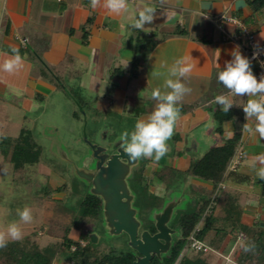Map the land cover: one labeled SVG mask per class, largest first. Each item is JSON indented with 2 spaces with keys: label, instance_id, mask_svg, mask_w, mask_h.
<instances>
[{
  "label": "crops",
  "instance_id": "1",
  "mask_svg": "<svg viewBox=\"0 0 264 264\" xmlns=\"http://www.w3.org/2000/svg\"><path fill=\"white\" fill-rule=\"evenodd\" d=\"M249 1L165 0L162 4L160 0H128V11L116 15L103 7L93 9L90 0H0V64L11 57L13 47L19 50L23 63L13 86L21 89L25 100L50 95L62 84L60 78H76L83 91L96 95L102 108L121 118L134 119L135 125L155 109L151 92L164 82V76L152 77L150 73H166L176 59L185 58L193 68L182 82L191 92L179 105L181 115L171 137L175 147L159 161L147 159L145 170L149 183L160 190L159 184L170 181L155 177L163 167L186 174L192 160L239 133L244 159L237 171L226 170V180L221 184L229 195L227 200L234 203V215L241 216V223L264 228V184L258 183L259 165L253 167L255 158L264 154V140L258 135L242 133L245 115L236 122H225L222 132H218L213 112L220 106L211 102L216 95L228 91L218 82L217 73L232 59L234 48L239 46L246 57L244 41L224 40L217 21L222 16L237 18L259 40H264V7L254 10ZM145 6L156 8V18L152 24L145 25L146 32L130 26L132 18ZM221 26L231 35L239 31L231 24ZM177 30L185 33L179 35ZM65 61V69L57 73V65ZM251 68L254 72L255 68ZM4 75L6 72L0 70V76ZM8 87L2 79L0 94L7 93ZM233 99L236 108L243 110L248 97ZM249 124L254 126V121ZM140 163L141 159L136 165ZM186 177L199 199L198 188L214 187L212 182L187 174ZM174 197L176 204L184 199L183 194ZM168 205L171 203L167 202L163 212L154 214L165 216L167 223V216H171ZM228 215L220 208L215 213V216ZM4 228L0 225V229ZM72 231L77 238L80 236L79 231L71 230L70 238ZM209 237L208 244L212 236ZM230 239L227 236L222 247L213 249L214 252L226 256L233 252L240 239L226 250ZM52 264L71 263L54 258Z\"/></svg>",
  "mask_w": 264,
  "mask_h": 264
},
{
  "label": "rangeland",
  "instance_id": "2",
  "mask_svg": "<svg viewBox=\"0 0 264 264\" xmlns=\"http://www.w3.org/2000/svg\"><path fill=\"white\" fill-rule=\"evenodd\" d=\"M18 72L0 76V81L3 79L9 84L8 92L0 94V137L15 138L22 130H30L41 154L37 164L26 168V177L19 178L12 164L0 154V225L4 227L17 222L23 233L20 240L34 234L40 246L44 247L61 241L58 228L63 229L78 217L82 202L92 194L91 182L83 179L79 171L86 167L89 158H95L92 146L116 150L122 144L120 135L134 129V119L121 118L102 108L96 101V95L83 91L76 78H60L62 84L50 95L25 100L21 89L13 86ZM167 143L172 151L175 140L170 139ZM90 167L95 169L96 166L91 164ZM149 182L145 167L141 163L136 165L128 178V185L135 194L132 207L136 211L140 230L148 231L156 226L157 218L162 216L154 214L163 212L169 202L171 216H167L168 225L174 230V241L179 236L175 217L195 210L199 197L191 190L188 178L182 172H177L169 183L159 184L160 190ZM177 193L183 194L181 204H176L174 194ZM25 206L31 208L33 216L31 223L27 224L21 222L17 215V210ZM92 234L97 241L92 246L99 255L111 250L133 251L128 236L125 233L112 234L102 214L87 222L84 237L90 239ZM243 236H238V246L227 254L231 260L238 257L240 244L245 240ZM71 237L80 238L73 231ZM184 251L193 252L189 248ZM54 253L55 260L68 261L62 253ZM215 256L217 264L226 261L218 253ZM258 262L255 258L253 264Z\"/></svg>",
  "mask_w": 264,
  "mask_h": 264
},
{
  "label": "trees",
  "instance_id": "3",
  "mask_svg": "<svg viewBox=\"0 0 264 264\" xmlns=\"http://www.w3.org/2000/svg\"><path fill=\"white\" fill-rule=\"evenodd\" d=\"M249 4L254 10H258L264 7V0H251ZM176 33L183 35L185 32L177 30ZM84 38H86V33ZM65 67L66 61L57 65V73ZM244 115L243 110L236 108L235 105L226 114L221 109H216L213 112V118L218 123L217 131L221 133L222 125L225 122H236L241 120ZM239 140L240 134L235 133L223 145L212 147L201 158L191 161L186 174L212 182L214 187L210 190L197 189L200 193L198 207L192 212H184L175 217V227L178 228L179 236L171 242L166 253L160 257H153L152 264H217L213 249L219 250L225 238L230 236V242L225 247L227 250L241 234L244 235L245 240L240 244L241 248L235 262L237 264H253L255 258L258 259V264L264 262V228L256 225L247 226L241 223V216L234 215V203L227 200L229 195L226 189L219 188V184L224 183L226 180L225 172L238 148ZM0 154L5 161L12 164L13 171L16 177L19 178L26 177V168L37 164L41 153L31 131L24 129L15 138L0 137ZM146 162L147 159H141L142 167H145ZM176 173L177 171L172 168L163 167L160 172L155 174V177L166 182L174 179ZM258 183L264 184V179L259 180ZM35 184L38 186L39 182L36 181ZM212 202H214L212 211L204 217L199 226V232L195 234L197 239L205 243L208 237L212 236L208 245L211 251H193L191 253L184 251L189 245V237L199 225L204 212ZM231 207L232 209H230ZM218 208L224 212L226 211L229 215L215 216ZM101 213V199L91 194L82 202L79 216L63 229L58 228L57 234L61 235L60 242L42 247L34 234L23 238V240L11 241L7 247L0 249V264H52L55 251L62 253L68 262L73 264H133L136 259L134 250L130 252L111 250L106 254L99 255L93 249L90 239L84 237L87 222L94 220ZM72 229L80 232L78 240L69 237ZM156 231L155 226H152L149 230L151 234ZM246 246H250L249 251L244 250Z\"/></svg>",
  "mask_w": 264,
  "mask_h": 264
},
{
  "label": "clouds",
  "instance_id": "4",
  "mask_svg": "<svg viewBox=\"0 0 264 264\" xmlns=\"http://www.w3.org/2000/svg\"><path fill=\"white\" fill-rule=\"evenodd\" d=\"M163 4L165 0H160ZM93 9L103 7L111 14L120 15L126 13L129 8L128 0H90ZM156 18V8L152 6L143 7L136 16L132 18L131 27L146 32L145 25L152 24ZM11 57L0 64V70L6 73H14L22 67V57L17 48L11 49ZM191 65L185 58L176 59L166 73L152 71V77L164 76L162 87H156L151 92V98L156 101L155 109L147 118L138 119L134 129L124 131L119 139L122 141L123 151L132 161L151 158L159 161L169 151L168 141L174 134L175 125L180 118V102L185 95L191 92L183 81L192 72ZM217 80L228 91L219 94L211 101L219 105L223 113L237 105L234 97L247 96L246 103L242 105L246 123L242 126V133L247 132L258 135L264 140V75L259 80L251 68V61L245 57L236 46L232 52V59L225 62L223 69L217 73ZM254 121V126L249 124ZM259 165L257 175L264 179V154L253 161V167ZM21 222L31 223L33 216L31 208L25 206L17 210ZM23 233L17 222L9 223L6 228L0 229V249L7 247L11 241L22 239ZM250 250V246L244 248Z\"/></svg>",
  "mask_w": 264,
  "mask_h": 264
},
{
  "label": "water",
  "instance_id": "5",
  "mask_svg": "<svg viewBox=\"0 0 264 264\" xmlns=\"http://www.w3.org/2000/svg\"><path fill=\"white\" fill-rule=\"evenodd\" d=\"M92 148L95 158L99 160V171L91 177L92 194L102 199L107 229L112 234L125 233L128 236L129 245L136 252L133 264H152L154 256L160 257L169 250L174 230L162 216L156 221L157 232L154 235L148 231L140 232V223L132 207L134 194L128 185V178L137 161L130 160L121 146L116 148L117 153L110 158L108 155H98L104 148ZM90 241L97 242L95 234L90 236Z\"/></svg>",
  "mask_w": 264,
  "mask_h": 264
},
{
  "label": "built area",
  "instance_id": "6",
  "mask_svg": "<svg viewBox=\"0 0 264 264\" xmlns=\"http://www.w3.org/2000/svg\"><path fill=\"white\" fill-rule=\"evenodd\" d=\"M222 23L231 24L235 26L236 28H238L239 31L236 34L231 35L230 33L226 31V29L223 26H221ZM216 25L221 30L224 40L234 42V43L244 41L245 55L251 61V66L255 68L253 73L259 80V78L262 75H264V40L262 41L259 40L255 33L250 31L246 26H244V24L239 19L234 18V17L222 16L217 21ZM22 42L24 43L25 41L22 40ZM243 159H244V153L241 149V143H239L238 148L233 158L230 160L227 166V172L237 171L239 166L242 164ZM219 188H224V186L220 184ZM213 205H214V202H212L209 205V207L206 209V211L204 212L202 220L200 221L199 225L195 228V230L189 237V245L187 248L193 251H198V252L211 251V248L204 241H201L195 237V234L199 232L200 230L199 226L201 222L203 221L204 217L212 211ZM241 235L243 236V234ZM220 256H222V258L226 260L224 263H220V264H237L235 260H231L229 256H223V255H220Z\"/></svg>",
  "mask_w": 264,
  "mask_h": 264
},
{
  "label": "flooded vegetation",
  "instance_id": "7",
  "mask_svg": "<svg viewBox=\"0 0 264 264\" xmlns=\"http://www.w3.org/2000/svg\"><path fill=\"white\" fill-rule=\"evenodd\" d=\"M102 148H104V150L101 151V152H99V154H98L99 156L108 155V158H110L112 155H114V154L117 153V149L114 150V151H108L107 148H105V147H102ZM98 163H99V160L97 158H89L88 161H87V163H86V167L85 168H81L79 170L81 172L80 175L82 176V178L85 179V180H87V181H89V182H91L92 186H93V182L91 180V177L92 176H95L98 173V171H99ZM91 164H94L96 166L95 169H92L90 167ZM101 202H102V199H101ZM102 205H103V202H102ZM101 214L103 215V209H102V213ZM140 232H142V230H140ZM148 232H149V230H148ZM154 234H151V235H154Z\"/></svg>",
  "mask_w": 264,
  "mask_h": 264
}]
</instances>
